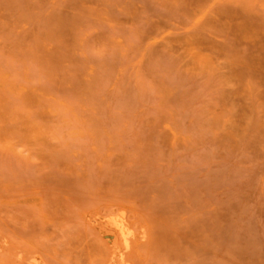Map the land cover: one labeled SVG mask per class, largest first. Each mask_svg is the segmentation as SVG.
Here are the masks:
<instances>
[{"label":"rangeland","instance_id":"obj_1","mask_svg":"<svg viewBox=\"0 0 264 264\" xmlns=\"http://www.w3.org/2000/svg\"><path fill=\"white\" fill-rule=\"evenodd\" d=\"M111 205L151 264H264V0H0V233L96 264Z\"/></svg>","mask_w":264,"mask_h":264},{"label":"bare ground","instance_id":"obj_2","mask_svg":"<svg viewBox=\"0 0 264 264\" xmlns=\"http://www.w3.org/2000/svg\"><path fill=\"white\" fill-rule=\"evenodd\" d=\"M118 205L105 208L106 212L103 214H96L92 208L82 212L84 222L105 247V256L99 257L96 264H151L143 247L145 243L147 245L149 238L146 227L143 224L137 227L140 219H135V213L129 214L132 210L128 212L126 206L124 208ZM99 212L102 213L100 210ZM34 247L26 248L19 241L0 233V264H58L54 258L44 256L42 250Z\"/></svg>","mask_w":264,"mask_h":264}]
</instances>
